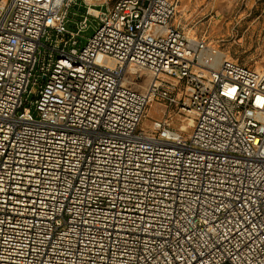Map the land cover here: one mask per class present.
I'll return each mask as SVG.
<instances>
[{"label":"built area","instance_id":"1","mask_svg":"<svg viewBox=\"0 0 264 264\" xmlns=\"http://www.w3.org/2000/svg\"><path fill=\"white\" fill-rule=\"evenodd\" d=\"M77 1L0 0V264H264V68L219 59L172 0L71 29ZM155 101L191 133L141 127Z\"/></svg>","mask_w":264,"mask_h":264},{"label":"rangeland","instance_id":"2","mask_svg":"<svg viewBox=\"0 0 264 264\" xmlns=\"http://www.w3.org/2000/svg\"><path fill=\"white\" fill-rule=\"evenodd\" d=\"M176 3L177 20L184 32L199 39H204L209 45L224 53L225 57L251 69L264 68V0H172ZM104 2L109 5L114 0H78L70 11L68 27L75 29L73 20H78L87 11L104 9ZM76 12L77 15H73ZM96 25V20L89 19V27L83 36H90ZM136 78H133V80ZM144 76L141 82L134 86L144 91L148 82ZM159 101L151 102L144 113L141 127L151 129L152 122L164 117L170 118L175 129L184 127L183 135L191 133L188 126L192 117L188 112L177 113V109L165 108ZM184 125V126H183ZM181 129V128H180Z\"/></svg>","mask_w":264,"mask_h":264},{"label":"bare ground","instance_id":"3","mask_svg":"<svg viewBox=\"0 0 264 264\" xmlns=\"http://www.w3.org/2000/svg\"><path fill=\"white\" fill-rule=\"evenodd\" d=\"M224 57H225L224 53H221V52L218 53V58L219 59L224 58ZM191 125H192V119L191 120L189 119L188 126H191ZM181 131H184V127L181 128Z\"/></svg>","mask_w":264,"mask_h":264}]
</instances>
